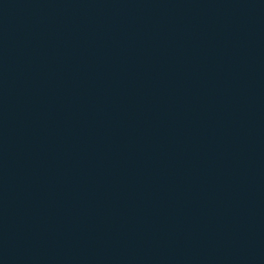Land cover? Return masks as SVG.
Segmentation results:
<instances>
[{"label":"water","instance_id":"95a60500","mask_svg":"<svg viewBox=\"0 0 264 264\" xmlns=\"http://www.w3.org/2000/svg\"><path fill=\"white\" fill-rule=\"evenodd\" d=\"M0 264H264V0H0Z\"/></svg>","mask_w":264,"mask_h":264}]
</instances>
